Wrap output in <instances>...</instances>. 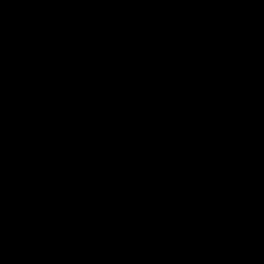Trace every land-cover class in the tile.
<instances>
[{
    "label": "water",
    "instance_id": "1",
    "mask_svg": "<svg viewBox=\"0 0 264 264\" xmlns=\"http://www.w3.org/2000/svg\"><path fill=\"white\" fill-rule=\"evenodd\" d=\"M0 264H264V0H0Z\"/></svg>",
    "mask_w": 264,
    "mask_h": 264
}]
</instances>
